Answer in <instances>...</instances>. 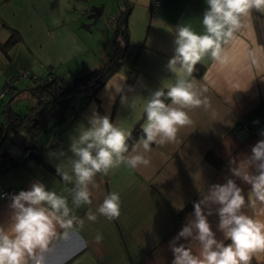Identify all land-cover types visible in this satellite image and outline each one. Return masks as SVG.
<instances>
[{
  "label": "crops",
  "instance_id": "1",
  "mask_svg": "<svg viewBox=\"0 0 264 264\" xmlns=\"http://www.w3.org/2000/svg\"><path fill=\"white\" fill-rule=\"evenodd\" d=\"M128 1L129 41L136 54V74L130 88L120 94L130 69L129 65H121L93 97L65 112L62 122L48 135L52 134V139L46 138L38 149L52 169L27 160L26 152L21 163L0 171V192L12 191L8 197L0 196V226L6 230L12 224V196L30 190L34 183H43L48 190L68 196L65 188L71 189L73 184L62 181L56 166L70 171V160L74 158L70 144L89 126L88 118L93 112L108 115L126 131L136 126L142 129L147 99L156 90L167 91L177 79V74L167 68L174 55L176 29L190 26L198 34L205 31L202 18L206 0ZM82 3L85 5L80 6ZM112 4L108 6L100 0H0V43L8 39L11 29L21 35L8 47V57L0 52V90L6 81H13L14 109L19 108L18 99L26 98L27 103L31 96L22 90L31 84V75L45 76L53 71L69 81L112 55L113 34L108 17L119 12V4L118 8ZM222 49V61L205 57L191 77L181 73L194 81L208 105L188 112L192 123L178 131L175 142L151 145L146 154L148 166L133 170L121 165L107 176L97 174L95 185L89 186L92 204L74 209L83 225H57L47 249L36 252L37 257H44V264H172L171 242L195 219L194 202L202 200L212 185L225 184L228 179L242 189L246 199L242 211L264 221V202L251 194L250 184L231 171L239 168L242 173L258 174L246 160L252 155V147L264 140V12L253 9ZM85 93L80 92L79 98ZM122 97H126L124 103ZM253 116L261 122L251 125L250 131L237 126L241 119L249 121ZM22 147L20 153L11 155H22ZM61 151L64 156L59 155ZM113 191L120 194L121 212L117 219L109 221L97 209ZM68 200L72 207L71 196ZM219 207L202 205L216 239L224 240L218 229ZM89 208L97 215L95 222L87 220ZM98 233L103 236L101 243L95 241ZM180 244L191 248L193 255L201 253L199 242L191 237H181L176 241L177 246ZM26 259L28 264H34L31 258ZM250 264H264V251L254 252Z\"/></svg>",
  "mask_w": 264,
  "mask_h": 264
},
{
  "label": "clouds",
  "instance_id": "2",
  "mask_svg": "<svg viewBox=\"0 0 264 264\" xmlns=\"http://www.w3.org/2000/svg\"><path fill=\"white\" fill-rule=\"evenodd\" d=\"M206 3L202 18L203 34L196 33L190 26L176 29L174 55L167 68L177 74V79L166 92L156 90L147 99L142 135L132 145L131 153L128 144L131 131L113 123L108 115L93 112L88 118L89 126L80 131L70 144L69 150L74 157L70 160V171L59 164L56 166L62 181L66 185L73 184L71 189L65 188L71 196L72 207L68 196L48 190L40 182L34 183L30 190L12 196L11 208L14 211L10 230L0 226V264H28L26 257L31 258L34 264H44V257H37L36 252L47 249L56 226L83 225L74 209L92 204L89 186L95 185L97 174L107 176L121 165L133 170L141 165L148 166L150 160L146 154L151 151V145L175 142L178 131L192 123L188 112L208 105L207 98H201L202 91L197 89L194 81L184 78L181 73L191 77L195 66L205 57L222 61V45L233 39L242 19L250 16L253 9L264 12V0H206ZM164 98L170 103H165ZM125 100L126 97H122V103ZM251 152L246 164L254 166L258 174L242 173L239 168L231 171L250 184L251 194L264 202V140L258 141ZM59 155L64 156L65 153L61 151ZM245 202L242 189L233 179H228L225 184L212 185L202 200L194 202L195 219L185 225L171 242L172 264H250L254 252L264 251V221L246 215L242 211ZM210 204L220 206L217 210L218 229L228 243L216 239L204 214L202 205ZM97 212L109 221L117 219L121 212L120 194L113 191L106 195ZM211 214L209 211L208 215ZM87 220H97L91 208L87 212ZM181 237L198 241L200 255H193L191 248L184 244L177 246L176 241ZM102 240V234L98 233L96 243Z\"/></svg>",
  "mask_w": 264,
  "mask_h": 264
},
{
  "label": "trees",
  "instance_id": "3",
  "mask_svg": "<svg viewBox=\"0 0 264 264\" xmlns=\"http://www.w3.org/2000/svg\"><path fill=\"white\" fill-rule=\"evenodd\" d=\"M122 1V6L118 3L119 12L108 17V25H110L113 34L112 55L99 66L82 76H72L69 81H64L60 74H54L53 71L46 73L45 76L31 75V84L22 90H26L31 96H34L35 102L27 107L25 111L14 109L15 86L12 80L6 81L4 87L0 90L8 89L4 95H10V99L6 100L3 98L4 95L0 97L2 105L0 111L2 113L0 121V171L21 163L26 152L27 160L32 159L44 163L48 168L52 169L51 165L40 156L38 152L40 145H24L22 147L24 151L22 155L12 156L4 146V141L13 131L25 129L33 138H37L40 131L54 120L58 122L51 131L56 129L69 108L81 107L82 103L93 97L107 78L124 63L128 64L130 69L120 94H124L130 88L136 74V54L132 50L129 41V26L127 22L131 4L128 0ZM2 24L8 27L5 23ZM20 39V33L11 29L8 39L0 43V52L8 57V47ZM82 91L86 93L79 98V93ZM164 99L166 102L167 99ZM131 133L132 136L128 141L129 147L142 135V129L136 126ZM29 153L31 154L29 155ZM189 206L190 204L185 208L187 209Z\"/></svg>",
  "mask_w": 264,
  "mask_h": 264
},
{
  "label": "rangeland",
  "instance_id": "4",
  "mask_svg": "<svg viewBox=\"0 0 264 264\" xmlns=\"http://www.w3.org/2000/svg\"><path fill=\"white\" fill-rule=\"evenodd\" d=\"M103 1V3L107 4L108 6L113 5L112 2L116 5L117 7V3L123 2L122 0H100ZM81 5H85L84 3L80 4ZM114 7V6H113ZM118 8V7H117ZM114 10H116L114 8ZM128 66V64H123ZM8 94H6L3 98H7ZM25 99H18L17 101V107H19L18 109H21L22 111L25 110L26 105L32 104L35 101V97L34 96H28L27 97V103L25 102ZM1 106H0V111H1ZM1 115V114H0ZM1 119V116H0ZM52 135V134H51ZM50 135V136H51ZM47 137V140H51L53 135L51 137ZM7 150L9 151L10 154H16V153H20L21 147L23 145H32L35 144L36 146L38 145H42V143H40L37 138H33L25 129H19L16 131H13L11 133V135L5 140L4 142Z\"/></svg>",
  "mask_w": 264,
  "mask_h": 264
},
{
  "label": "built area",
  "instance_id": "5",
  "mask_svg": "<svg viewBox=\"0 0 264 264\" xmlns=\"http://www.w3.org/2000/svg\"><path fill=\"white\" fill-rule=\"evenodd\" d=\"M8 89L2 90L0 91V97H2L4 95L5 92H7ZM261 122L260 118L257 116H253L251 117V119L249 121H245L243 119H241L237 126L244 128L247 131L251 130V125L253 124H259ZM11 190H3L0 192V196L1 197H8L11 194Z\"/></svg>",
  "mask_w": 264,
  "mask_h": 264
},
{
  "label": "water",
  "instance_id": "6",
  "mask_svg": "<svg viewBox=\"0 0 264 264\" xmlns=\"http://www.w3.org/2000/svg\"><path fill=\"white\" fill-rule=\"evenodd\" d=\"M57 122H58L57 120L51 121L50 123H48V125H47L46 127H44V128L40 131V133H39V135H38V137H37V140H38L40 143H42V145L45 143L46 138L48 137V135H49L51 129L53 128L54 125L57 124ZM30 154H31V153H29V155H30ZM29 155H28V156H29Z\"/></svg>",
  "mask_w": 264,
  "mask_h": 264
}]
</instances>
